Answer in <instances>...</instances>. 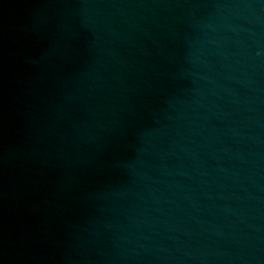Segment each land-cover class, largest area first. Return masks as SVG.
Segmentation results:
<instances>
[{
  "label": "water",
  "instance_id": "1",
  "mask_svg": "<svg viewBox=\"0 0 264 264\" xmlns=\"http://www.w3.org/2000/svg\"><path fill=\"white\" fill-rule=\"evenodd\" d=\"M0 264H264V0H0Z\"/></svg>",
  "mask_w": 264,
  "mask_h": 264
}]
</instances>
